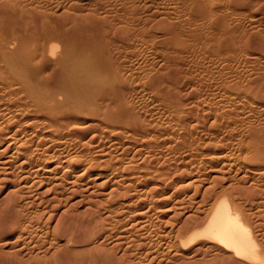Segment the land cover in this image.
I'll return each mask as SVG.
<instances>
[{"label":"bare ground","instance_id":"obj_1","mask_svg":"<svg viewBox=\"0 0 264 264\" xmlns=\"http://www.w3.org/2000/svg\"><path fill=\"white\" fill-rule=\"evenodd\" d=\"M135 1L137 0H0V166L5 168L4 171H12V170L14 171L13 166L19 163L20 168L21 170H23V172L24 169L28 168L26 169L27 170L26 173L28 175L26 173L25 174L27 175L28 179H31V181L33 180L32 185L35 184L36 180L38 181L36 182L38 183L37 184L38 186H36L38 188L42 186V184L48 183L51 186V189L48 190L49 192L54 190L56 191L57 188L62 184V183H58V180L61 179V176L66 175L65 173H63L62 175L61 174L62 171L68 173L67 177L70 178L69 180L71 181V178H73L72 183L73 184L77 183V185H80V182L83 181L82 178L84 176L88 179L86 175H89L93 169H99L100 171L111 170V173H116V176L121 171L126 172L128 169H130L129 166H125L117 169L116 168L117 164L113 165L111 163L114 159L116 162L118 161V159L119 160L122 159L114 155L113 148L117 142L120 143L121 141L124 140L131 142L133 145L142 148L140 150L136 148L137 151H140L139 154H141L142 150H145L148 147L150 151V147L158 148L160 145H162L161 144L162 142H164L163 144H165V140H168L166 135L167 134L170 135L171 133L169 132L165 135V134H161L159 131L152 130V126L149 123H147L145 119L146 116L143 117V113L141 114L142 110L140 111V109H138L140 105L143 104V103L138 104V101L141 99L140 98L138 100L137 96L139 95V93H141V91L143 90L147 92L145 93V95H147L149 94L148 92L151 91V94L156 99L166 104L165 108L167 106L168 108L166 109H169L168 111H171L170 114L168 113L169 114L168 116L171 115L170 117L173 118L176 128L174 126L173 127L177 131L176 132L174 130L176 133L174 132L175 133L174 135H172L171 133V135L172 137L176 135L175 138L176 140H178L179 146H182V148H186L188 151L190 147L195 146V143L196 142L198 143L203 138V137L201 138H197V137L205 134V135L214 136L215 138H210V139L208 138L209 140H205V139L210 136H206L205 138H203L205 141L202 139L200 143L201 145L203 144L205 145L203 146L204 148L205 147L206 149L216 148L217 150L218 149L222 150L219 152H213L214 151L213 150L210 153H208L209 156L211 155L214 158L213 159L212 157L207 156L210 158V160H212L211 161L212 165L209 173L206 168L207 162L205 163L204 159L201 160L200 158L201 156H199L201 164L195 161L197 167H198L197 164H200V166L206 168V170L205 169L204 170L205 173L207 171V175H209L210 173H212V175L213 173L218 175H215L214 177L212 176L213 181L212 182L210 181V183L212 184L211 185L208 184L210 185V187L208 186L207 188H205L207 190L206 192L203 190L204 192L201 196V200L199 201L200 203L199 208L202 209L201 206H203V208H205L206 205L208 206L206 210L203 209L204 212L206 211L205 214L200 209L202 214H204V216L200 213L198 214L194 213V215L193 213H191L193 216L202 215L203 216L201 217L203 218L202 223L193 226L194 229H192V231L190 230L191 231L190 233L188 232L189 233L188 237L186 239L182 238L179 243H181L182 247H186L200 240H203V241H207L208 244H210L212 247H215L217 250H220L224 254H227L230 258L239 261L241 263L264 264V246H263L264 239L263 241H261V238L258 237L257 234L258 232L257 233L255 232L256 229L254 230L253 227L256 226V222L254 221V219H253V223L255 222V225L253 224L254 225L253 226L251 224L252 222L250 221L251 222L250 223L244 217L241 207H239V205L236 203L237 198L235 197V195L237 194H239L240 196L242 195L244 196V193L247 190L250 192V190H253L254 185H257V183L254 184L255 182L254 180H257L254 177V180L252 179L254 181L252 185L247 186V181L248 183H250L248 180L251 175L250 173L254 174L255 172L253 176H258V175L256 172L257 171L256 167H255L256 168L255 171L254 170L255 168L253 169L252 166L251 168L249 167V165L247 166L245 164L244 162L245 158L248 159L249 164L263 163L261 161L264 160V127H262L263 123L259 124L256 123L254 120L256 115L259 114L258 111L259 107L257 106V103L255 104L258 107V109L256 108V106H253V104L250 102L251 99H249V97L246 95V94L250 95V93L253 92L255 93L254 94L255 98L264 101V68H260L262 69V71H259V69H257L259 76L251 80V82L248 83V85L246 83L244 84L243 83L244 81H240V78H238L237 76L242 71L244 73V69L242 68L243 67L242 65H241L242 67L241 66L240 67L243 70H240L241 72H239L238 69L237 71L238 74L236 73L237 75H235L237 77L236 78L233 77L234 79H232L231 76L233 74L230 76V72H229L230 69L228 68L229 71L228 69H226L230 64V62H231L230 68L232 69L235 65H237L235 63L238 62L237 67H235L236 69V68H240L238 66L239 64H242L243 62L241 61L242 58L244 59V61L248 62V60L247 59L245 60L246 57L245 58L243 57L244 52L241 51L242 48L240 45L242 43L240 41H239L240 43L239 45L240 48H239L238 46L239 43L235 41L230 42V40L224 39L227 36V33L230 34V37L233 36V35L231 36V34H233L232 29L234 25L237 28L238 26L243 25L242 24L243 21L242 23L240 22L243 17H244V22H246L245 19L247 20L248 15L243 16L245 12L242 15L243 17L242 18L240 17V14L243 9L248 8L249 11L250 7L253 8L259 6L258 9L264 11V0H172L174 2L173 5L175 6L174 8H172L173 6L171 8L172 10L173 9L176 10L175 12L177 14L174 13L176 14V16L173 13L172 15L170 14L172 11L171 8L170 9L166 8L167 10H171L169 13H167V10L162 8V6H164L163 4L162 6H160V8L158 6L156 7L158 9H162V11L166 10L165 11L167 13L166 15L163 14V12L161 13L158 10H156V7L154 10V7L150 6L152 0L151 2L149 1L150 2L149 6L154 10L152 13L157 14L158 11L159 15L161 13L160 16L163 15L168 16L167 18L163 16L164 18L158 21L157 25L155 24V28L156 26H161L159 32L161 31V29H163L164 31H166L167 34H169V35L166 34L168 37L167 38L168 41L170 40L177 41V38L179 39L180 35L182 36V34L185 39L187 38L185 37L186 33L181 34L180 31L181 27L177 23L172 22L171 16H173L174 18L176 17V19L173 20L179 21L180 15L183 16L182 20H184V16L189 14L197 17L194 18L188 15L187 18L185 17L186 20L182 21L180 19L181 21L179 22L183 28L184 26L186 28V25L183 24L184 22L185 24H188L187 27L189 28L193 27L192 30H194V27L197 29L190 33L196 31H198L197 33H199L200 31L199 35L198 34L196 35L198 36V39L197 38L196 39L199 41L203 40V42H198V41L194 42L193 41L194 39L192 40L193 42H187L186 40H185L186 42H182V41L166 42V40L165 42H159V41L148 42L149 35H151L152 33L150 29H148L149 28L148 26H150L151 23H154V21L151 20L152 22L150 23V25L147 24L148 25L147 27L145 25H142L144 24V22H142L141 25L138 24L139 23L138 21L140 20L143 13L146 14L148 13V12H143L144 10H146V8L144 9L143 7H146L145 5L148 6V4H142L140 2V4L144 5L142 7V5L139 4L135 5ZM145 1L147 0H144V3ZM155 1L158 2L159 0L158 1L155 0ZM168 1L169 0H166V3L172 5V3L171 2L169 3ZM159 3L161 5V2H158V4ZM152 4H154L153 6L156 5L153 2ZM138 5L139 7L143 8V11L139 16H138L139 12L136 9V6ZM167 7H170V5H167ZM222 8L225 12L226 9L227 11L230 9L229 10V12L231 13L230 18L227 19L225 12H224L225 15L223 13H222L223 15L221 14ZM255 9L256 8H254V10ZM147 10L149 9L147 8ZM237 12H240V14L238 13L239 15L237 16H239L241 19H239L235 15ZM147 15L149 16V14ZM147 15L143 17L146 18ZM248 17L252 18L253 16L251 17L250 15ZM250 18H248V20ZM260 18L259 19L256 18V19L260 20ZM150 19L149 20L146 19L143 21L150 22ZM256 19L253 21H256L257 23L258 20ZM250 22L251 24H253L252 20ZM250 22L248 23V25L250 24ZM262 22H263L262 20L261 22H259V25H257L258 28H256L255 26L254 27L258 30L260 29L259 31H255L259 39L257 40L260 41L258 42L260 48L257 47V51L261 49L262 54H264V34H263L264 24H262ZM245 24L247 25V23H244V25ZM250 26L247 29L245 28L246 30L249 29V31H247L248 33H250L251 30L250 28H252V26L251 27ZM242 29L244 30V28ZM253 29L254 28H252V30ZM243 30L239 32H243ZM156 32H158V30ZM234 33H235L234 37H236L237 34L236 32ZM195 34L196 33H194L193 35ZM252 34L253 35L251 36V41L253 40L252 37H254L255 35L254 33ZM242 35H240L239 33V35L235 39H237L239 36L241 38ZM157 37L158 38L156 39L160 38L159 35ZM246 37H244L243 39L242 36L243 39V40L241 39L242 42L245 40ZM189 39L192 38L189 37ZM140 40L143 42H141ZM247 43H249L250 46H253L254 43L256 44L255 41L247 42ZM251 43H253V45ZM138 46L139 47L142 46L140 48H143L144 50L147 49L150 52V54L152 51V50L150 51V48H154V49L157 48V50L159 49L158 51L164 54L165 56L164 59H166L167 61V62L163 61L162 59L164 65L166 64L164 68L162 67L161 69L153 72L151 70L153 68L150 67L149 65L150 68L148 69H150L151 71L148 69L147 70L144 69V71L142 72L140 71L141 74L138 75L137 71L139 70L137 69L139 68L135 69L134 67V59H137L134 58L135 55L137 54L136 51L138 49L140 50ZM237 47L239 48V52L241 51L243 54L240 55V57L242 56L241 59L237 58L239 55ZM253 47L256 50V47L255 46ZM143 49H141L140 52L141 56L146 53V52L145 53L142 52ZM245 49L243 48V51H245ZM197 50H200L205 57L202 58L203 60L201 59L202 60L201 62L199 59L200 51H198L199 53L198 54ZM250 50H252V48H250ZM255 50L253 49L252 52H256ZM195 51L198 56L196 58L197 60L199 59L201 65L197 60H193V57L196 55ZM155 53H154L155 55L161 54V53L157 54V52ZM190 53L193 54L195 53L194 56L192 55L191 61L193 62L191 63L190 60L188 61L189 63H191L190 67L192 66V64H194V67H198V68L199 66H201V68L204 69L201 74H200L201 71L198 68L195 69L196 70L198 69L200 72L196 74L193 70L195 75L192 74L193 72L191 73L189 72L190 74H187V72L184 71L182 66L184 62V58L185 61H187L186 58H189L188 56H190ZM257 53L261 54L260 50ZM148 55L149 54H147L146 58L144 56L143 57L146 60H148L149 58ZM212 56L216 57L217 60L222 61L223 68H218L219 64L214 66L215 65L214 60L216 59H213ZM156 57H154V59ZM140 58L142 59V57ZM157 58L159 59V57ZM251 59L252 58H250V62L252 63ZM256 59H260V58H256ZM261 60H262V56H261ZM135 62L138 63L139 61L135 60ZM142 62L140 64H142ZM148 62L149 60L147 62L145 61V65L142 64L144 66L142 67L138 66V67L142 68L143 70V67L146 68L145 66ZM232 62L234 65L232 64ZM243 63L245 65L244 67H246L249 64V63L246 64V62ZM140 64L138 63V65ZM187 65L189 64L187 63ZM153 67L155 68L156 66ZM186 70L188 71L192 69L188 68ZM245 72L246 73H244V75L247 74L246 70ZM198 74L199 76H197ZM254 74L255 73H253L252 75ZM248 76L250 77V75ZM254 76H251V78ZM240 77L242 78V76ZM216 79H217L216 82H218V80L220 81L217 84L213 83ZM245 79L247 78L245 77ZM209 81L210 82L212 81L211 84L208 83ZM247 81L249 80L247 79ZM256 81L257 82L260 81V83L258 82L259 85L253 86V84H255ZM190 83H192L191 87L189 86ZM212 83L213 85L214 84L215 85L212 86ZM187 84L189 88H191V91H189L188 87L186 86ZM185 86L189 91L187 93H185L186 91H184V89L186 88ZM202 92H204V94L199 96ZM147 96H151V95H147ZM146 99L149 100L148 98ZM152 99L150 100L152 101ZM141 100H143V98ZM142 108L143 106L141 107V109ZM146 110H148L147 106H146ZM146 110L143 112L146 113L147 112ZM247 114H251L253 116ZM258 118L259 117H257L256 120ZM170 120L171 119L169 118V121ZM258 120H262V119H258ZM231 123L237 124L235 131L231 126ZM170 124L171 122L169 123V125ZM169 125H167L168 128L169 127L173 128L172 126ZM237 126L240 128L241 132L239 134V138L235 139L233 137V133L236 132ZM223 129L226 130L220 132ZM198 130H201L202 133L203 132L204 133L202 134L200 132L201 134L199 135V132H197L199 135L198 136L196 134V131ZM222 133H225V136H223ZM164 135L166 136V138H164ZM226 135L230 136V138H227ZM170 136L168 137L169 140L170 138H172ZM175 138L174 140H172L173 142L170 140L171 143H169L168 141L166 142L172 145V143L176 142ZM106 141H110L109 146H106L105 143ZM168 143L167 145L170 146ZM200 143H198L199 146ZM172 147L177 151V148H175V146ZM168 148L170 151L171 147ZM168 148L166 147V149ZM191 149L188 152H191L192 151ZM194 149L198 150L197 148ZM46 150H50L51 152L45 155L44 152ZM234 151H236L237 154ZM96 152L99 153V155L102 157L101 160L105 161L106 164L94 158V153ZM201 152H199V155ZM40 153L44 155L43 158H40ZM154 155L156 154L154 153ZM202 156H204V158L206 157L205 155ZM242 157H244L243 163L241 162ZM46 167L49 168L47 169ZM45 168L47 169L46 172H48L47 173L48 175L40 176L39 174L42 172L41 170H43L44 172ZM194 168L196 169V167ZM198 168H200L201 170V167ZM60 169L62 170L60 171ZM235 170H236L235 172L236 174L231 175V173L234 172ZM39 171L41 172L39 173ZM201 171H203V169ZM111 173L110 175H112ZM196 173H199V169L198 172L196 171ZM196 173H194L192 176H194ZM203 173H201V176ZM100 174L101 173L99 172V175ZM188 174L191 175V173ZM226 174L229 175L227 176ZM258 174L259 175L261 174L262 177H264L262 171L261 173L259 172ZM220 175H222L223 177H221ZM261 175L256 178L258 179L259 177L261 178ZM107 176L109 177V175ZM107 176H105L106 179ZM209 176L211 177V175ZM197 177L198 176L196 175L195 178ZM95 178H92V184L94 183V181L97 180V177ZM110 178H112V176ZM108 179L106 181L104 180L105 183H107ZM261 179L259 181H261ZM63 180H68V179L65 178ZM193 180L196 179H194L193 177ZM200 180L199 182H201ZM203 180H205V177ZM203 180L202 182H204ZM209 180L210 179H207L206 181ZM27 181L29 182L30 180H26L25 182ZM89 181L90 178L88 179L87 182ZM112 181L113 180H111L110 182ZM226 181H230V183L227 185L225 184ZM259 181L257 180L256 182L260 183ZM196 182L198 181H195L194 183L196 184ZM102 183L100 184L96 183L99 189L102 187L104 188L103 185L105 183L103 184ZM96 184L94 183L93 185H95L96 189H98ZM189 184L191 185L192 183ZM86 186L90 188L89 185ZM30 187L32 186L29 185V188ZM190 187L187 186L186 190L188 189L190 190ZM200 187L201 185H199L198 188L201 189ZM256 188L257 186L255 187V189ZM91 189H93V187ZM231 189L233 190L232 193L235 192L234 195H230ZM113 190L114 189H112V191ZM115 190L114 193H117L118 190L117 189ZM145 190L147 191V189ZM262 190L263 189H261V191ZM125 194H127L126 191L123 195ZM196 194L199 193L196 192ZM247 194L246 196L248 197ZM120 195H122V193H120ZM231 196L232 197L234 196L235 198L233 197L232 199ZM261 197L263 196L261 195ZM12 198L9 202L5 203V204H9L7 205L9 208L3 209L2 206L1 207L2 209L0 210V240L2 242L5 241L6 244L9 243L8 244L9 247H10V243H12L11 245L14 244V248L12 247L13 249L10 247L13 251H10V248L8 247L11 254L14 253L20 255L25 250L28 252V253L26 252L27 254L32 255V256L30 255L32 259H38L41 253H45L44 256L45 255L49 256L52 251H53L52 254L56 253L57 248L60 249L61 247L64 246L62 241L63 239L60 240L59 238L68 237V235H66L65 233L66 231L64 230L65 228L64 229L62 228L64 231H62V229L57 230V232L58 231L60 232V235H58L59 236L58 241L54 239V241H56L57 243L53 241L54 242L53 244L51 241L49 245L47 244V246H43L44 242L47 241L45 240L46 239L45 238L43 239L45 241L43 242V244H41V246L40 245L38 246V242L37 245H35L36 244L35 239L39 238V237L35 238L36 234H33L34 229L32 228H34L35 223L34 221H32V224L34 223L33 226H31L32 224L31 225L25 224L26 219L25 221L23 220V216L25 215H23L24 212L22 211L24 209H22V206L20 205L19 202L20 200L17 198V196L16 198L15 197L13 199ZM156 204L158 203L156 202L155 205ZM150 205H152V203ZM158 206L157 208L159 209ZM150 207L149 210L146 209V213L143 211L145 214L143 213L142 214L147 215L149 211H152L153 213L152 210L153 207L151 210ZM160 208L162 207L160 206ZM171 209L172 208L170 207V210ZM174 210H176L175 207ZM246 210L244 207V211ZM168 211L169 208L166 213L167 215L169 214ZM160 212L161 211H159V213ZM251 213L252 214L249 215L253 217L252 216L253 212ZM150 214L151 212L149 213V215ZM160 214H162V212ZM163 214H165V212ZM109 215L111 214L109 213L108 216ZM138 215L139 214L137 213V216L136 215L135 216L138 217ZM143 215L142 216L140 215L141 218L143 217ZM197 217L194 219H197ZM31 218L32 217L30 216V219ZM75 218L78 219L79 217L76 216ZM95 218L96 216L94 217V219ZM191 218L188 220L191 221L192 220ZM145 219H147L146 222H148V218ZM149 219H151V217H149ZM188 220L186 221L187 224L190 223V221ZM22 221H24L25 223H23ZM63 221H65V219ZM102 221H106V220L103 219ZM193 221L194 220H192V222ZM94 222H96L95 224H97L98 231L95 229L97 231L95 238L89 240L87 239L86 241L83 242L84 246L87 247L85 249L87 253L86 255L78 257L83 262H86L87 259H91V260L98 259L95 258L96 255L93 254V252L96 253L98 251L100 252L102 250L103 251L107 250L104 244H106L107 246V241L110 239L112 240L115 237V235L111 234V231L109 232L110 227L108 228L105 226V224L98 223V218H96V221ZM140 222L141 220L136 223L141 224ZM194 222L192 223L193 225ZM30 223L31 222L29 221V224ZM36 224H38L37 221ZM109 225H111V227L113 226V224H109ZM136 225L137 227H139L138 224H135V227H131V228L135 229ZM186 225L182 224L179 225V227L177 228L181 229V227L183 228ZM55 226L56 225H54V228ZM115 226L116 225H114V227ZM114 227L112 232L116 228ZM124 228L123 230L126 231V228L125 229ZM49 229L50 228H48V230ZM111 229L112 228H110V230ZM173 229L174 232L177 231L178 233L179 229H175V228ZM83 230L84 228H82V231ZM87 231L88 230L86 229L84 233L86 234ZM122 231L120 232L122 233ZM49 232H52L49 233V235L53 234L54 229L53 231L51 229V231ZM28 233H31L32 236H34V241H35L34 245L33 244L30 245L31 242L30 236H29L30 239L28 240L29 243L21 241L22 240L21 238L23 237L24 240L28 239L25 238L28 237L25 236ZM76 233L77 232H75V235ZM126 233H125L126 236H124L123 233L122 234L123 237L124 238L126 237L127 239V234L129 232L127 234ZM130 233L133 234L134 232L133 233L130 232ZM169 233H170L169 234L170 237L172 232ZM43 234L46 235L44 232ZM77 234L80 235L81 232ZM75 235L73 237L75 239L76 238L78 239V235H76L77 237H75ZM121 235L120 236L117 235L116 237H118L119 240H122ZM163 235L162 237L164 240L169 239V237L165 238V236ZM165 235H167V233ZM8 236H10L11 238H7ZM160 236L161 234L158 237ZM41 237L42 235L40 236V238ZM52 237L53 238L56 237L57 239V236L55 235ZM84 237H86V235ZM116 237L114 239L118 240ZM75 239L70 238V240L72 241H75ZM38 240L39 239H37V241ZM92 240L95 241L92 242ZM175 240L176 239L174 238L172 243H174ZM76 242L79 243L78 240H76ZM115 243L119 247V245L117 244L118 241ZM125 243L126 242H124L123 244ZM172 243L170 242V247L172 246L171 245ZM2 244L6 246V244L4 243ZM167 245L169 246V244ZM200 245L202 244H199V246ZM122 246L120 247V250ZM199 246H197V248H199ZM170 247H168V249ZM38 248H41L42 250L41 249L39 250H41L42 252L41 251L37 252ZM63 248L65 249L66 247ZM174 248H176L175 244L174 247L172 246V248L170 249H174ZM192 249L196 250L195 248ZM117 250H119V248ZM204 250L208 251L206 250V248ZM62 252L64 254L66 253L65 251ZM62 252H60L61 255ZM71 252L72 251H70V253ZM211 252L212 251H210V253ZM60 253L58 252L59 254L58 257L60 256ZM115 254L117 255V253ZM87 255L89 257H87ZM195 255L192 254L191 256H195ZM20 256L19 258H21L23 255L21 257ZM55 256H57V254H55ZM66 258H68V256ZM113 259L114 258H110L112 262L110 261L108 262L110 264H113ZM61 261L64 262L63 259H61ZM114 261L116 263V260ZM41 262L42 260L40 261V263ZM57 262L58 260L56 261V263ZM108 262L107 264H109ZM127 262H129V260ZM15 263L17 264V262ZM61 263H57V264H61ZM73 263L77 264L79 262H76L75 260L72 262V264ZM63 264H69V263L65 262Z\"/></svg>","mask_w":264,"mask_h":264},{"label":"rangeland","instance_id":"obj_2","mask_svg":"<svg viewBox=\"0 0 264 264\" xmlns=\"http://www.w3.org/2000/svg\"><path fill=\"white\" fill-rule=\"evenodd\" d=\"M138 1V0H137ZM137 1H135V5H137V4H139V5H142V4H148V6H149V4H150V2H151V0H147V1H145V3H144V0H142V1H138V3H137ZM150 1V2H149ZM158 1V0H157ZM140 2L142 3V4H140ZM146 2H148V3H146ZM152 2L153 3H155L156 5L155 6H153L154 4H152ZM152 2H151V4H150V6L151 7H154V10H155V7L156 6H158L159 8H160V6H162V4L164 5V6H162V8H164V9H166V8H168V9H170L172 6V8H174V6L175 5H173V1L172 0H169L168 2L170 3H172V5L171 4H167L166 3V0H164V2H165V4H164V2H163V0L162 1H158V2H161V5H160V3L158 4V2H156L155 0L153 1L152 0ZM139 5L138 6H136V9H137V11L139 12V14H138V16L141 14V12L143 11V8L145 9L146 8V10H144L143 12H148L147 14H149V16L146 14V13H143V15L141 16V18H140V20L138 21L139 23L138 24H140L141 25V23L142 22H144V24H142V25H145L146 27L148 26V25H150V23L152 22L151 20H153L154 21V23H151V25L150 26H148L149 28L148 29H150V31L152 32L151 33V35H149V38H148V42H165V40H166V42L168 41L167 40V35H169V34H167L166 33V31H164L163 29H161V31L159 32V30H160V28H161V26H156V28H155V24L157 25L158 23V21H160L161 19H163L164 17H168V16H160L161 15V13L163 12V14H167V13H169L171 10H172V8H171V10H167V13L163 10L162 11V9H158L157 7H156V10H158L159 12H161L160 13V15L158 14V11H157V14H154V13H152L154 10H153V8H151L150 6L148 7L147 5H145L146 7H143L144 5H142V7L143 8H141V7H139ZM165 5H166V7H165ZM167 5H170V7H167ZM259 7V6H258ZM258 7H253V8H249V11H248V8H245V9H243L242 10V12H241V14H240V12H237L235 15L237 16V15H239L240 14V17L242 18L243 16H246V15H248V16H250L251 15V17L252 18H250V17H248L247 16V20H248V18H250L249 20L251 21L252 20V23L254 24V23H256V21H253V20H255L256 18H260V20H258V19H256V20H258L257 21V23L256 24H251V22L248 20V22H247V20L245 19V21L246 22H244V17L241 19L239 16H237L239 19H241V23H242V21H243V25H244V23H247V25H248V23L250 22V24L247 26L246 24V26L244 25V27H243V25L242 26H238V28L234 25L233 26V29H232V33L233 34H231V36L232 37H230V34H228L227 33V36L224 38V39H228V40H230V42H232V41H235V42H237V43H239V41L244 45V47H243V45L241 44L240 45V43L238 44V46L240 45L241 46V51L242 52H244L243 54H242V52L240 53L239 52V48H240V46H239V48L237 47V50H238V57L237 58H240L241 59V57H240V55H243V57L245 58V60L247 59L248 60V62L247 61H244V59L242 60L241 59V61H243V62H246V64L247 63H249L246 67H244L245 65H244V63L242 62V64H239V66L238 67H240L241 65L243 66H241L243 69H244V73H246L245 72V70L247 71V74H245L244 75V73H243V71L241 72L240 70H243V69H241V67L240 68H236L235 69V67H237V65H238V62H236L235 64H237V65H235L234 67H233V69L232 68H230V64H231V62H230V64L228 65V67L226 68V69H230V71H229V69H228V71L230 72V76H231V78L232 79H234L233 77H237L238 76V78H240V81H244L243 83L245 84H247L248 85V83H250L251 82V80H253V79H255V78H257L258 76H259V73H258V70L257 69H259V71H262V69H260V68H264V54H262V51H261V49H259L260 47H259V45H258V42H260V41H258L259 39H258V36L256 35V33H255V31H259L258 29H256V28H258V26L257 25H259V22H261V20L263 21L262 22V24H264V11H261L260 9H258ZM147 8L149 9V10H147ZM151 8V9H150ZM254 8H256L255 10H254ZM253 9V10H252ZM151 10V11H150ZM222 10V12H221V14L223 13L224 14V10H223V8L221 9ZM230 10V9H229ZM229 10L227 11V9H226V17H227V19L228 18H230V12H229ZM247 11V13H246V11ZM252 10V11H251ZM149 11H150V13H149ZM176 10H172L171 11V15H172V13L174 14V13H176L175 12ZM251 11V12H250ZM156 12V11H155ZM227 12H228V14H227ZM245 12V13H244ZM254 12H255V14H254ZM263 13V14H261V13ZM239 13V14H238ZM243 13H244V15H243ZM250 15H249V14ZM147 15V17L146 18H144L146 15ZM152 14V15H151ZM177 14V13H176ZM176 14H174L175 16H176ZM181 14V13H180ZM184 14V13H183ZM222 14V15H223ZM189 15V14H188ZM188 15H186V16H184V20H186L185 19V17L187 18L188 17ZM225 15V14H224ZM234 15V16H235ZM243 15V16H242ZM144 16V17H143ZM161 18H160V17ZM189 16H192V17H197V16H193V15H189ZM149 17V18H148ZM172 18H171V20H172V22H175V23H177L180 27H181V34L182 33H186V36L185 37H187L186 39L183 37V34H182V36L180 35V38L178 39L177 38V41H175V40H170V41H168V42H196V41H198V42H203V40L202 41H199V40H197L198 39V36H196L197 34L199 35V33H200V31H199V33H197L198 31H196V32H193V33H190V32H192V31H195V30H197L195 27H194V30H192V28L190 27H187L188 26V24H185L184 22H183V24L184 25H186V28H185V26H184V28L181 26V24H180V22L179 21H181L182 19H183V16L182 15H180V19H179V21H176V20H173V19H176V17L174 18L173 16H171ZM182 17V18H181ZM142 18H144V19H142ZM151 18V19H150ZM157 18H158V20H157ZM165 18V19H166ZM149 20L150 19V22H148V21H143V20ZM156 19V20H155ZM170 20V19H169ZM184 20H182V21H184ZM199 20H200V18H199ZM148 24V25H147ZM239 25H240V23H239ZM252 26V28H254L253 30H252V28H250L251 30H250V33H248L247 31H249V29L248 30H246L247 28H249V26ZM250 26V27H251ZM256 28H255V27ZM260 26H261V24H260ZM259 26V27H260ZM264 26V25H263ZM143 27V26H142ZM235 27V28H234ZM241 27V28H240ZM154 30H153V29ZM237 28V29H236ZM242 28H244V30L242 29ZM246 28V29H245ZM261 28V27H260ZM263 28V27H262ZM152 29V30H151ZM185 29H186V31H185ZM239 29V30H238ZM158 30V32H156V31ZM238 32H237V31ZM243 30V32H239V31H242ZM246 30V31H245ZM262 30V29H261ZM234 32H236V37L239 35V33H240V35H242V33H243V39H244V37H246L245 38V40L242 42V36H241V38H240V36L237 38V39H235L236 37H234L235 35V33ZM245 32V33H244ZM194 33H196L195 35H193ZM247 33H248V35H247ZM252 33H254L255 35H254V37H252V41H255L256 42V44L254 43V45H253V43H251L253 46H255L256 47V50H255V48L253 47V46H250V44L249 43H247V42H252L251 41V36L253 35ZM167 34V35H166ZM264 34V33H263ZM159 35V39H156V38H158L157 36ZM164 35V36H163ZM185 35V34H184ZM244 35H246V36H244ZM162 36V37H161ZM229 36V37H228ZM155 37V38H154ZM163 37H165V38H163ZM189 37H191L192 39H189ZM197 38V39H196ZM254 38H255V40H254ZM194 39V40H193ZM239 39V40H238ZM242 39V40H241ZM258 39V40H257ZM163 40V41H162ZM186 40V41H185ZM193 40V41H192ZM248 40H250V41H248ZM141 41V40H140ZM141 42H143V41H141ZM205 42V41H204ZM208 42V41H207ZM227 42H229V41H227ZM256 45H258V46H256ZM248 46H250V47H248ZM140 47H142V46H140ZM139 46H138V48H140ZM257 47H259L258 49L260 50V52H261V54L260 53H257V52H259V50L257 51ZM243 48L245 49V51H243ZM250 48H252V50H250ZM141 49H143V48H140V50L137 52L136 51V55H137V57H136V55H135V57L134 58H137V59H134V67H135V69H137V68H139V69H137V70H139V71H137V74L138 75H140L141 73H140V71L142 72V71H144V69H148V68H150V67H152L153 69H151L153 72L154 71H156V70H159V69H161L162 67L164 68V66L166 65H164V62H162V59H163V61H166V59H164V54L163 53H161V52H159L158 50H157V48L156 49H154V48H150V51H151V54H150V52L147 50V49H143V51L142 52H148L147 54H149V55H151V56H149L148 55V60H149V64L147 63L146 64V68H144L143 67V70H142V68H140V67H138V66H144L145 65V61L147 62L148 60H146L145 58H146V56H147V54L145 53V54H143L142 56H141ZM253 49L256 51V52H252L253 51ZM198 51H200V50H197V53H198ZM155 52H157V54H159V53H161L160 55H155L156 53ZM159 52V53H158ZM155 53V54H154ZM195 53H196V51H195ZM195 53L193 54V53H190V56H188L189 58H186L187 59V61H185V58H184V62H183V69H184V71H186L187 72V74H190L191 72H193V70H194V72H195V74L196 73H198V72H200V74L202 73V71L204 70L203 68H201V66H199V68L198 67H194V64H192V66L190 67V64L193 62V61H191L192 60V55L194 56L195 55ZM197 53H196V55L194 56L195 57V59H194V57H193V60H197V58L196 57H198L197 56ZM249 53V54H248ZM199 54V53H198ZM202 54V55H201ZM257 54V55H256ZM138 55H139V57H138ZM252 55H254V56H252ZM256 55V56H255ZM145 58H144V57ZM159 57V59L156 57L155 59H154V57ZM161 56V57H160ZM202 56V57H201ZM252 56V57H251ZM257 56H259V57H257ZM261 56H262V60H261ZM140 57H142V59L140 58ZM213 57V59H216V57H214V56H212ZM141 59V60H139V59ZM202 58H205L204 57V55H203V53H201V51H200V57H199V59H200V62L203 60ZM250 58H252V59H255V60H252L251 59V61H252V63L250 62ZM256 58H260V59H256ZM145 59V60H144ZM158 59V60H157ZM199 59L197 60L198 62H199ZM202 59V60H201ZM135 60L136 61H139L138 63L140 64L142 61V64H144V65H142V64H140V65H138V63L137 62H135ZM156 60V61H155ZM190 60V62L191 63H189L188 61ZM234 60V59H233ZM259 60V61H258ZM261 60V61H260ZM158 61V62H157ZM160 61V62H159ZM220 60H214V66H216V65H221V66H219L218 65V68H223L222 66H223V64H222V61H220ZM255 61V62H254ZM263 61V62H262ZM163 64H162V63ZM167 62V61H166ZM165 62V63H166ZM189 64V65H187V63ZM199 62V63H200ZM217 64H216V63ZM136 63V64H135ZM157 63H159L160 65H161V67H160V65L159 64H157ZM221 63V64H220ZM255 63V64H254ZM257 63V64H256ZM185 64V65H184ZM232 64H233V62H232ZM136 65H137V67H136ZM149 65H150V67H149ZM200 65H201V63H200ZM234 65V64H233ZM232 65V66H233ZM153 66H156L155 68L153 67ZM159 66V67H158ZM185 66H188V67H185ZM231 66V67H232ZM193 67V68H192ZM192 69V70H186V69ZM195 68H198L197 70L195 69ZM246 68V69H245ZM232 69V70H231ZM238 69H239V72H241V73H239V75H237L238 74ZM148 70H150V69H148ZM150 70V71H151ZM257 70V71H256ZM197 71V72H196ZM231 71H234V72H231ZM248 71H249V73H248ZM190 72V73H189ZM194 72L192 73V74H194ZM251 72H253V73H255L254 75H252L253 73H251ZM237 73V74H236ZM256 73H257V75H256ZM191 74V75H192ZM194 74V75H195ZM205 75H207V74H205ZM235 75H237V76H235ZM244 75V76H243ZM248 75H250V77L248 76ZM197 76H199V74L197 75ZM240 76H242V78L240 77ZM249 78H248V77ZM251 76H254V77H252L251 78ZM245 77L249 80V81H247V79H245ZM244 79V80H243ZM247 82H246V81ZM217 81V79L213 82V83H218V82H220L219 80H218V82H216ZM212 82V81H211ZM211 82L209 81L208 83L209 84H211ZM259 83H260V81H258ZM258 82L256 81L255 82V84H253V86H255V85H259L258 84ZM213 83H212V86H214L213 85ZM191 85H192V83H190L189 84V86L191 87ZM187 87H188V89H189V91H191V88H189V86H188V84L186 85ZM185 86V87H186ZM212 86H211V88H212ZM184 87V88H185ZM187 87L184 89V91H186L185 93H187V92H189L188 91V89H187ZM214 88V87H213ZM140 91H141V89H140ZM145 93H147V92H145V91H141V93H139V95L137 96L138 97V100L141 98H143V100H141V102H140V100L138 101V104L139 103H143V104H141L140 105V107H139V105H138V109H140V111H141V114L143 113V117H145V119H146V121H147V123H149L151 126H152V130H154V131H159L161 134H167V133H169V132H171L172 133V135H174L177 131H176V127H175V122H174V120H173V118L172 117H170V116H168L169 114H170V112L171 111H168L169 109H166V108H168L167 106H166V108H165V105L166 104H164L162 101H159L158 99H156L152 94H151V91H149L148 93L149 94H147V95H151V96H147V95H145ZM202 94H204V92H202L199 96H201ZM254 94L255 93H253V92H251L250 93V95L249 94H246L248 97H249V99H251V103L253 104V106H256V104L255 103H257V106L259 107V109H258V107L256 106V108L258 109V111H259V114H257L256 115V117L254 118V120H255V122L256 123H263V125H262V127H264V101L262 100H259V99H257V98H255L254 97ZM145 96V98H144V96ZM198 96V95H197ZM149 97H151V98H149ZM152 97H153V99H152ZM146 98H148L149 100H147ZM146 101H145V100ZM150 99H152V101L150 100ZM145 101V102H144ZM153 101H155V102H153ZM159 102V103H157V102ZM146 104V106H147V109L148 110H146V106H145V104ZM250 103V104H251ZM251 104V105H252ZM255 104V105H254ZM260 105V106H259ZM143 106V108L141 109V107ZM144 106H145V108H144ZM166 111H165V110ZM147 111L146 113L145 112H143V111ZM146 115H145V114ZM169 113V114H168ZM247 115H251V114H247ZM251 116H253V115H251ZM257 117H259L258 119H262V120H256V118ZM169 118L171 119L170 121H169ZM252 119H253V117H252ZM171 122V124L169 125V123ZM168 123V124H167ZM173 123V124H172ZM258 124V125H259ZM167 125H169V126H174L173 128H171V127H167ZM236 125L237 124H233V123H231V126L233 127V129H234V131H235V128H236ZM154 127V128H153ZM173 129V130H172ZM198 129H199V127H198ZM201 129V128H200ZM172 130V131H171ZM176 132H175V131ZM202 130V129H201ZM201 130H198V131H196V134L198 135V133L197 132H199V135L202 133V131ZM224 130H226V129H223V130H221L220 132H222V131H224ZM175 132V133H174ZM201 132V133H200ZM240 132H241V130H240V128L237 126V130H236V132L235 133H233V137L235 138V139H238L239 138V134H240ZM171 133H170V135H171ZM204 133V132H203ZM202 133V134H203ZM164 135V138H166V136H167V139L168 140H165V144H163L164 142H162L161 144L162 145H160L158 148L157 147H150V151L151 150H153V151H149V147L147 148V149H145V150H142V152H141V154H144V155H141V154H139V152L140 151H137V149H142L141 147H137L136 145H133L131 142H128V141H121L120 143L119 142H117L116 143V145L114 146V155H116L117 157H120V158H122L121 160H119L118 159V161L116 162L115 161V159L111 162L113 165L114 164H117L116 165V168L117 169H119V168H121V167H125V166H129V168L130 169H128L126 172H123V171H121L117 176H116V173H111V170H107V171H100L99 169H93L91 172H90V174L89 175H86L87 177H88V179L90 178V183L89 182H87L88 181V179L84 176L82 179H83V181H81L80 182V185H77V183H75V184H73L72 183V180H73V178H71V181L69 180L70 178L69 177H67L68 176V173H66V172H63L62 171V175H63V173H65L66 175H64V176H61V179L60 180H58V183H62L58 188H57V190L55 191H48L49 189H51V186H50V184H48V183H45V184H42V186H40L39 188L38 187H36V186H38L37 184L38 183H36V182H38L36 179V182H35V180H34V182H35V184L34 185H32V182H33V180L31 181V179H28L27 178V173H26V169H28V168H26V169H24V172H23V170H21V168H20V164L18 163V164H16V165H14L13 167V169H14V171L12 170V171H4V169L5 168H3L2 166H0V210L3 208V209H8L9 207L7 206V205H9V204H5V203H7V202H9L10 200H11V198L13 197H15L16 198V196H17V198L20 200H18L19 202H20V205L22 206V209H24V210H22L23 212V215H25V216H23V220L25 221V219H26V223L24 222V221H22L23 223H25V224H28V225H31L32 224V221H34V228H32V229H34L33 230V234H36L35 235V238L36 237H39V238H36L35 240H36V244L34 243L35 241H34V236H32V234L31 233H28V234H26L25 236H28V237H25V238H28L27 240L25 239L24 240V237L23 238H21L22 240V242L24 241V242H28L29 243V239H30V237H31V239H30V245H37V242H38V246L40 245L41 246V244H43V242L45 241V240H47L48 241V239H49V241L47 242V241H45L44 242V244H43V246H47V244L49 245L50 244V242L52 241V243L54 244V242H56V241H58V238H59V236L58 235H60V232L58 231L57 232V230H59V229H64V230H66L65 231V233H66V235H68V237L66 238V237H63V238H59L60 240L61 239H63L62 241H63V244H64V246L63 247H66L65 249L63 248V247H61L60 249H58L57 248V251H56V253H53L52 254V252H51V254L50 253H48V254H50L49 256L48 255H45L44 256V254L45 253H41L40 255H39V257H38V259H32V255L30 256L29 254H27L28 252L27 251H23L24 252V254H23V252L19 255H17V254H11L10 253V251H13L12 249L14 248V244L13 245H11L12 243H10V247L12 248H10L9 247V243L8 244H6L5 243V241L4 242H2L1 240V242H0V247H1V249H0V264H14L15 262H17V264H38V263H40V261L42 260V264L44 263H46V264H49V263H51V264H57V263H61L62 261H61V259H63V261L64 262H62L61 264H63V263H65V262H67V263H69L70 264V261H71V264H72V262L73 261H75L76 260V262H79L80 264H86V262H87V264H107V262L108 261H110V262H112V260H110V258H114L113 259V264H116L117 262V264H119V263H121V264H227L228 262H230V263H228V264H244V263H241V262H239V261H236V260H234V259H232V258H230L227 254H224L223 252H221L220 250H217L215 247H212L210 244H208V242L207 241H203V240H200V241H198V242H196V243H194V244H191V245H188V246H186V247H182L181 246V243H179L180 241H181V239L182 238H187L188 237V234L192 231V229H194V227L193 226H195V225H198V224H201L202 223V219L203 218H201V217H203L204 216V214H205V212L203 211V209L204 210H206V208L208 207L207 205H206V207L205 208H203V206H201L202 207V209L201 208H199V206H200V203H199V201L201 200V196H202V194H203V192L205 191H207L205 188H207L208 186L210 187V185L212 184V183H210V181L212 182L213 181V177L215 176V175H218V174H214L213 173V175H212V173H210L209 175H211V177L209 176V175H207V171H208V173L210 172V169H211V165H212V160H210V158L209 157H212L211 155L209 156L208 155V153H210L211 151H213V152H219V151H222V150H217L216 148H208V149H206V147L204 148L203 146H205L204 144L203 145H201V143H200V141L203 139V138H205L206 136H210V135H198L199 137H197V138H201V137H203L198 143H200V146H199V144L197 145L196 143H195V146H193V147H190V149L192 150L191 152H188L187 151V149L186 148H182V146H179V144H178V140H176V135L174 136V137H172V135L170 136L169 134H167L166 136ZM170 137H172V138H170V140L172 141V140H174V138H175V141L177 142V144H176V142L175 143H172V145H170L169 143H171L170 142V140H169V136ZM196 135V136H197ZM222 135L223 136H225V133H222ZM226 137L227 138H230V136H227L226 135ZM210 138H215L214 136H210V137H207L205 140H209ZM204 140V139H203ZM204 140V141H205ZM166 141H168V142H166ZM109 142L110 141H106L105 143H106V146H109L110 144H109ZM173 142V141H172ZM167 143L170 145V146H168L167 145ZM175 144V145H174ZM164 145V146H163ZM172 146H175V148H177V151H176V149H174ZM197 146V147H196ZM199 146V147H198ZM164 147V148H163ZM166 147L168 148V147H171L170 149L172 150V152H174V153H172L171 152V150L169 151V148L168 149H166ZM179 147V148H178ZM137 148V149H136ZM155 148V149H154ZM194 148H197L198 150H195ZM180 149V150H179ZM183 150V151H182ZM200 150V151H199ZM144 151V152H143ZM148 151V152H147ZM176 151V152H175ZM182 151V152H181ZM187 151V152H186ZM202 151V152H201ZM204 151V152H203ZM51 151L50 150H46L44 153H45V155H47L48 153H50ZM138 152V153H137ZM153 152V153H152ZM199 152H201L202 153V155H205L206 157L204 158V156H202L201 155V153H200V155H199ZM236 154H237V152L236 151H234ZM147 153H149V154H147ZM154 153L156 154V155H154ZM207 155H206V154ZM154 157H153V156ZM43 154L42 153H40V158H43ZM199 156H201L200 158H201V160L202 159H204V162L207 164V166H206V168H207V171H206V173H205V170H206V168L205 167H203V166H200V164H201V162H200V159H199ZM207 156H209V157H207ZM94 158L96 159V160H98V161H100V162H102V163H104V164H106V162L105 161H102L101 160V156L99 155V153H94ZM197 158H198V160H197ZM213 158V157H212ZM211 158V159H212ZM243 158L244 157H242L241 158V162L243 163ZM214 159V158H213ZM19 160V159H18ZM148 160H150V161H148ZM197 163H200V164H197L198 165V167H201V170L203 169V171H201L200 170V168H198L197 166H196V162ZM244 162H245V164L248 166L249 165V167H253V169L256 167L257 168V171H256V168L254 169L256 172H257V175L258 176H260L258 173L260 172L261 173V171L263 172V175H264V160L263 161H261V162H263V163H251V164H249L248 162V159H246L245 158V160H244ZM209 164V165H208ZM254 164V165H253ZM209 166H210V168H209ZM194 167H196V169L194 168ZM251 167V168H252ZM259 167V168H258ZM47 168V167H46ZM44 169V172H43V170H41V171H39V175L41 176H46V175H48L47 173L48 172H46L47 171V169L49 168H47V169ZM261 168V169H260ZM262 168H263V170H262ZM198 169H199V173H196V171L198 172ZM205 169V170H204ZM62 169H60V171H61ZM193 170V171H192ZM195 170V171H194ZM193 173H192V172ZM201 171V172H200ZM228 171V170H227ZM99 172L103 175H99ZM140 172V173H139ZM204 172V173H203ZM236 172V170L234 171V172H232L231 173V175H234V174H236L235 173ZM27 175H26V174ZM104 173V174H103ZM110 173L112 174V175H110ZM188 173H191V175H189ZM194 173H196L194 176H192ZM201 173H203L202 174V176H201ZM44 174V175H43ZM106 174V175H105ZM113 174H114V176H113ZM187 174V175H186ZM251 175H250V178L248 179L249 180V182L250 183H248V181H247V186L249 185H252V183L254 182V184H256L257 183V185H254V187H253V190H250V192L247 190L245 193H244V196L242 195V196H240L239 194H237V195H235V197L237 198L236 199V203L239 205V207H241V209H242V212H243V215H244V217L253 225H255V222H256V226L255 227H253L254 228V230H255V232L258 234V237L259 238H261V241H263V239H264V177H262V175H261V178L259 177V179L258 178H256V177H258V176H253L254 174H255V172H254V174H252V173H250ZM90 175H91V177H90ZM99 175V176H98ZM107 175H109V177L107 176ZM196 175L199 177V179H198V177L197 178H195L196 177ZM200 175V176H199ZM204 175H206V176H204ZM227 176L229 175V174H226ZM249 175V174H248ZM26 176V177H25ZM105 176H107V179H108V181H107V183H105V181L107 180L106 178H105ZM112 176V178H110ZM190 178H189V177ZM208 176V177H207ZM213 176V177H212ZM221 177H223L222 175H220ZM26 179H25V178ZM63 177V178H62ZM71 177H72V175H71ZM95 177H97V180L96 181H94V183L96 184H100V183H105L103 186H104V188L102 187V188H100L99 189V187H98V185L96 184V186L98 187V189H96V187H95V185H93L92 184V178H95ZM100 177V178H99ZM104 177V178H103ZM116 177V178H115ZM139 177V178H138ZM186 177H187V179H186ZM193 177H194V179H196V180H193ZM204 177H205V180H203L204 179ZM210 177V178H209ZM253 177V178H252ZM254 177H255V179H257L258 181L261 179V181H259L260 183H258V182H256L257 180H254ZM68 179V180H63V179ZM85 178V179H84ZM103 179V181H102V179ZM134 178V179H133ZM136 178V179H135ZM142 178V179H141ZM146 178V179H145ZM96 179V178H95ZM100 179V180H99ZM124 179V180H123ZM149 179V180H148ZM200 179H202L204 182H202V180H200ZM207 179H210L209 181H206ZM251 179V180H250ZM254 181H253V180ZM26 180H30L28 183L27 182H25ZM63 180V181H62ZM85 180V181H84ZM87 180V181H86ZM94 180V179H93ZM105 180V181H104ZM111 180H113L112 182H110ZM115 180V181H114ZM123 180V181H122ZM146 180V181H145ZM190 180V181H189ZM199 180L202 182V183H204V184H202L201 182H199ZM65 181H68V182H65ZM98 181V182H97ZM195 181H198V182H196V184L194 183ZM110 182V183H109ZM192 183L191 185L189 184V183ZM207 182H209V183H207ZM71 183V184H70ZM88 183V184H87ZM102 183V184H103ZM109 183V184H108ZM135 183V184H134ZM201 183V184H200ZM230 183V181H226V183L225 184H229ZM48 184V185H47ZM72 184H73V186H72ZM79 184V183H78ZM82 184V185H81ZM134 185V186H132V185ZM208 184H210V185H208ZM224 184V185H225ZM24 185V186H23ZM29 185H31L32 187H30V188H32V189H30L29 188ZM74 185H76V186H74ZM86 185H89V187L90 188H88ZM92 185V186H91ZM107 185V186H106ZM196 185V186H195ZM199 185H201V189H199L198 187H199ZM28 186V187H27ZM102 186V185H101ZM100 186V187H101ZM106 186V187H105ZM187 186H191L190 187V190L188 189V190H186V188H187ZM240 186H243V185H240ZM239 186V187H240ZM257 186V190L255 189V187ZM23 187V188H22ZM93 187V189H91ZM33 188H36V189H33ZM192 188V189H191ZM198 188V189H197ZM112 189H117L118 191H117V193L119 194H117V193H114V190L112 191ZM145 189H147V191L145 190ZM255 189V190H254ZM261 189H263L262 191H261ZM195 190H196V192L197 193H199V194H196V192H195ZM198 190V191H197ZM204 190V191H203ZM116 191V190H115ZM119 191H121V192H119ZM125 191H126V193L127 194H125V195H123L124 193H125ZM200 191V192H199ZM232 189L230 190V195H234L235 194V192H233L232 193ZM259 193H258V192ZM247 192H248V194H247ZM120 193H122V195H120ZM262 193V194H261ZM243 194V193H242ZM246 194L248 195V197L246 196ZM259 194H261L263 197H261V195H259ZM254 195V196H253ZM120 196H122V197H120ZM251 196H253V197H251ZM234 197V196H233ZM233 197L231 196V198L233 199ZM234 197V198H235ZM241 197V198H240ZM12 198V199H13ZM149 199V200H148ZM143 203H142V202ZM148 201H150V202H148ZM153 201H154V203H153ZM145 202V203H144ZM158 203V204H156L158 207H159V209L157 208V206L155 205V203ZM261 204H260V203ZM130 203V204H129ZM140 203V204H139ZM152 203V205L154 206H152V205H150V204ZM181 203H182V205H181ZM142 204V205H141ZM177 204H178V206H177ZM179 204H180V206H179ZM164 205V206H163ZM166 205V206H165ZM176 205V206H175ZM3 206V207H2ZM144 206V207H143ZM147 206V207H146ZM151 206V207H150ZM160 206L162 207V208H160ZM243 206V207H242ZM259 206V207H258ZM2 207V208H1ZM149 207H150V210L152 209V207H153V213H152V211H149V213L151 212V214L152 215H154V216H152L151 214V216L149 215V213H147V215L149 216V217H151V219H149V217L147 216V215H143V214H145L146 213V209L147 210H149ZM170 207L173 209H171L170 210ZM174 207H175V209L176 210H174ZM244 207H245V210L246 211H244ZM145 208V209H144ZM168 208H169V211H168V215L166 214L167 213V210H168ZM199 208V209H198ZM142 209V210H141ZM167 209V210H166ZM202 210V212L204 213V214H202V212H201V210ZM156 212H155V211ZM161 211L162 212V214H160L159 213V211ZM200 212H199V211ZM136 211H137V213L139 214L138 215V217H136L137 216V213H136ZM145 213H144V212ZM171 211V212H170ZM173 211V212H172ZM196 211H197V213H196ZM249 211V212H248ZM155 212V213H154ZM159 214H158V213ZM165 212V214H163ZM174 212H176V213H174ZM190 213V215H189V213ZM245 212H247V213H245ZM251 212H253V217H251V215H249V214H252ZM111 214V215H109L108 216V214ZM133 213H134V216H133ZM141 213V214H140ZM143 213V214H142ZM172 213V214H171ZM174 213V214H173ZM188 213V214H187ZM191 213H193V215H194V213L195 214H198V213H200V214H202V215H197V216H193ZM245 213V214H244ZM255 213V214H254ZM136 215V216H135ZM143 215V217L141 218V216ZM161 215V216H160ZM170 215H172V216H170ZM178 215V216H177ZM188 215V216H187ZM26 216H28V217H26ZM30 216L32 217L31 219H30ZM79 217L78 219L77 218H75V217ZM93 216V217H92ZM96 216V218H98V223H102V224H105V226L106 227H110V228H112L111 230H110V228H109V232L111 231V234L112 235H115V237L118 235V236H120L122 233L124 234V236H126L125 235V233L127 232H129L128 234H127V239H126V237L124 238L123 237V234L121 235V237H122V240H119L118 239V237H116L118 240H116V239H114L113 237V241L110 239V240H108L107 241V246H106V244H104L105 245V248H107V250H105V251H98V252H96V253H94L93 252V254H95L96 256H95V258H98V259H87V261L86 262H83L81 259H79L78 257H81V256H83V255H86V246H84V244H83V242L84 241H86L87 239L89 240V239H93V238H95L96 237V234H97V231H98V227H97V224H95L96 222H94V221H96V218L94 219V217ZM159 216V217H158ZM190 216V217H189ZM8 217V216H7ZM134 217H136V218H134ZM187 217H189V218H187ZM191 217H193V218H191ZM197 217V219H194V218H196ZM201 219H200V218ZM251 217V218H250ZM10 218V217H9ZM27 218H28V220H27ZM68 218V219H67ZM70 218V219H69ZM134 218V219H133ZM138 218V219H137ZM145 218H148V222H146V220L147 219H145ZM187 218V219H186ZM192 219V220H194L193 222H194V225L192 224L193 222H192V220L190 221V220H188V219ZM249 218H250V220H249ZM30 219V220H29ZM50 219H53V220H50ZM65 219V221H63ZM103 219H105L106 221H102ZM137 219V220H136ZM253 219H254V223H253ZM73 220V221H72ZM141 220V224H139V223H136V222H138V221H140ZM190 221V223L189 224H187V222L186 221ZM29 221L31 222L30 224H29ZM36 221H37V223L38 224H36ZM134 221V222H133ZM64 222V223H63ZM184 222H186V223H184ZM63 223V224H62ZM69 223V224H68ZM144 223V224H143ZM33 224L31 225V226H33ZM109 224H113V226L111 227V225H109ZM135 224H138L139 225V227H137V225H136V230L134 229V228H131V227H135ZM146 224V225H145ZM176 224V225H175ZM182 224H184V225H188V226H190V227H188L187 225L186 226H184L183 228L181 227V229L180 228H177V227H179V225H182ZM37 225V226H36ZM39 225H40V227H42V228H40L39 227ZM54 225H56L55 226V228H54ZM114 225H116L115 227L118 229V230H120V231H122L123 230V228L125 227L126 228V231H122V233L120 232V231H118L115 227H114ZM145 225V226H144ZM253 225V226H254ZM51 226V227H50ZM60 226V227H59ZM94 226V227H93ZM122 226H124V227H122ZM143 226V227H142ZM147 226V227H146ZM173 226H176V227H173ZM36 227V228H35ZM38 227V228H37ZM53 227V228H52ZM69 227V228H68ZM113 227L115 228V230L112 232V230H113ZM122 227V228H121ZM175 228V229H179L178 230V233H177V231L176 232H174V229L173 228ZM48 228H50L49 230H48ZM74 228V229H73ZM82 228H84V230L82 231ZM120 228V229H119ZM124 228V229H125ZM128 228V229H127ZM132 230H131V229ZM139 228V229H138ZM142 228V229H141ZM36 229V230H35ZM39 231H38V230ZM51 229H52V231H53V229H54V232H53V234H51L52 236H57V239H56V237H52L51 235H49V233H52V232H49V231H51ZM62 229V231H64ZM86 229L89 231H87L86 232V234L84 233L85 231H86ZM97 231H96V230ZM122 229V230H121ZM130 229V230H129ZM143 229H145V230H143ZM171 229H172V231H171ZM191 230V231H190ZM38 231V232H37ZM68 231V232H67ZM136 231V232H135ZM141 231H143V232H141ZM43 232L46 234V235H44L43 234ZM75 232H77V233H80L81 232V234L80 235H78L77 233H76V235H78V239L76 238H74L73 236L75 235ZM83 232V233H82ZM130 232H134V233H136V234H131ZM141 232V233H140ZM169 232H172V234H173V232H174V234L172 235L171 234V239H170V237H169ZM182 232V233H181ZM189 232V233H188ZM42 235V240H41V238H40V234ZM59 233V234H58ZM115 233V234H114ZM167 233V235H165ZM176 233H177V235H176ZM181 233V234H180ZM30 234V235H29ZM40 236H39V235ZM47 234H48V236H47ZM120 234V235H119ZM130 234V235H129ZM161 234V238L160 237H158L159 235ZM164 234V235H163ZM183 234V235H182ZM75 235V237H77ZM81 235H83V236H81ZM86 235V237H84ZM162 235L163 236H165V238H168L169 237V239H163V237H162ZM176 235V236H175ZM11 236V235H10ZM10 236H8L7 238H11ZM30 236V237H29ZM45 236V237H44ZM70 236V237H69ZM79 236H81V237H79ZM167 236V237H166ZM262 236V237H261ZM6 237V236H5ZM44 237V238H43ZM51 237H52V239H51ZM62 237V236H61ZM128 237H130V238H128ZM46 238V239H45ZM70 238H73V239H75V241H72V240H70ZM79 238H80V241H79ZM120 238V237H119ZM162 239V240H160V239ZM173 238V239H172ZM174 238L176 239L175 240V242L174 243H172V241L174 240ZM37 239H39L40 241H41V243H40V241L38 240L37 241ZM43 239H45V240H43ZM54 239L56 240V241H54ZM180 239V240H179ZM76 240H78V242L79 243H77L76 242ZM33 241V242H32ZM54 241V242H53ZM67 241V242H66ZM95 240H92V242H94ZM118 241V245H119V247L116 245V243L115 242H117ZM120 241H124V242H126L125 244H123L122 242H120ZM163 242V243H161V242ZM171 242L172 244V246L174 247V244L176 245V248H174V249H170V248H172V246L170 247V242L169 243H167V242ZM109 242V243H108ZM165 242V243H164ZM264 242V241H263ZM262 242V243H263ZM2 243H4V244H6V246L5 245H3ZM21 243V242H20ZM40 243V244H39ZM57 243V242H56ZM106 243V242H105ZM113 243V244H112ZM115 243V244H114ZM120 243H121V245H120ZM177 243H178V245H177ZM81 244V245H80ZM166 244V245H165ZM167 244H169V246L167 245ZM199 244H202V245H200L199 246ZM205 246H204V245ZM209 246H208V245ZM264 244V243H263ZM117 246L118 248H119V250H117L118 248L117 247H115V246ZM123 245V246H122ZM122 246V248H121V250H120V247ZM165 246H167V247H165ZM195 246V247H194ZM197 246H199V248H197ZM201 246H203V247H201ZM264 246V245H263ZM10 248V251H9V248ZM114 247H115V249H114ZM125 247V248H124ZM168 247H170L169 249H168ZM202 249H201V248ZM207 247H208V249H207ZM210 247V248H209ZM6 248V249H5ZM42 248V247H41ZM41 248H38V251L37 252H40L42 249ZM192 248H195L196 250H194V249H192ZM206 248V250H208V251H205L204 249ZM216 250H215V249ZM3 249V250H2ZM39 249H41V250H39ZM191 249H192V251H191ZM212 249V250H211ZM214 249V250H213ZM7 250V251H6ZM60 250H62V251H65L66 253L64 254L62 251H60ZM85 250V251H84ZM116 250V251H115ZM201 250V251H200ZM70 251H72L71 253H70ZM199 251V252H198ZM204 251V252H203ZM210 251H212L211 253H210ZM214 251V252H213ZM217 251V252H216ZM220 251V252H219ZM27 252V253H26ZM42 252V251H41ZM58 252L60 253V252H62V255H61V253H60V256L58 257ZM117 253V255L115 254V253ZM196 252H198V253H196ZM202 252V253H201ZM25 253H26V255H25ZM125 253V254H124ZM181 253H182V255H181ZM186 253V254H185ZM196 255H195V254ZM218 253V254H217ZM224 255H223V254ZM55 254H57V256H55ZM69 254V255H68ZM183 254H184V256H183ZM188 254H189V256H191L192 254L193 255H195V256H191V257H189L188 256ZM191 254V255H190ZM25 255V256H24ZM29 255V256H28ZM41 255H42V257H41ZM66 255V256H65ZM19 256L22 258H19ZM27 256V257H26ZM68 256V258H66ZM70 256V257H69ZM117 256V257H116ZM24 257V258H23ZM47 257V258H46ZM63 257V258H62ZM78 258V259H76V258ZM87 257H89L88 255H87ZM91 257V256H90ZM214 257V258H213ZM12 258H13V260H12ZM59 258V259H58ZM83 258V257H82ZM2 259V260H1ZM56 259V260H55ZM74 259V260H73ZM58 260V262L56 263V261ZM78 260V261H77ZM99 262H98V261ZM114 260H116V263H115V261ZM129 260V262H127V261ZM225 260V261H224ZM47 261V262H46ZM50 261V262H49ZM59 261H61V262H59ZM81 261V262H80ZM103 261V262H102ZM12 262V263H11ZM92 262V263H91ZM105 262V263H104ZM127 262V263H126ZM131 262V263H130ZM218 262H220V263H218ZM40 263V264H41ZM79 263H77V264H79ZM109 263V262H108ZM16 264V263H15ZM74 264V263H73ZM110 264V263H109ZM246 264V263H245ZM247 264H249V263H247Z\"/></svg>","mask_w":264,"mask_h":264}]
</instances>
